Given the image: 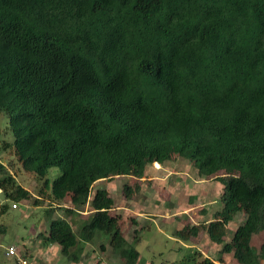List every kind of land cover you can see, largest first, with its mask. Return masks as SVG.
<instances>
[{
  "label": "trees",
  "instance_id": "obj_1",
  "mask_svg": "<svg viewBox=\"0 0 264 264\" xmlns=\"http://www.w3.org/2000/svg\"><path fill=\"white\" fill-rule=\"evenodd\" d=\"M0 112L14 135L0 151L36 175V202L80 216L89 204L77 230L67 216L50 217L39 233L70 261L91 243L138 264L116 197L105 187L93 193L94 184L130 176L123 196L132 200L149 166L188 160L222 183L221 207L173 236L187 242L202 229L233 254L230 264H255L253 237L264 233V0H0ZM53 167L61 172L52 182ZM0 188L12 208L33 196L2 159ZM243 204L247 217L232 233ZM10 207L0 204V214ZM196 252V264H228Z\"/></svg>",
  "mask_w": 264,
  "mask_h": 264
},
{
  "label": "rangeland",
  "instance_id": "obj_2",
  "mask_svg": "<svg viewBox=\"0 0 264 264\" xmlns=\"http://www.w3.org/2000/svg\"><path fill=\"white\" fill-rule=\"evenodd\" d=\"M3 139L13 140L14 135L9 128L6 114L0 112V143ZM11 153L10 150H1L0 159L9 165L18 181L29 189L33 196L30 200L18 202V206L12 208L14 201L0 188V204L8 203L11 206L6 212L0 214V223L7 226L6 232L0 231V264H19L18 260L21 257L28 259L29 264H43L45 258L51 257L46 255L42 258L45 245L38 233L48 228L52 217L68 215L55 205L52 211L53 204L48 199L44 198L40 200L41 202H36L41 183L34 173L24 170L17 157ZM147 171V176L142 179L144 182L141 191L132 200H127L123 196V186L135 181L130 176L100 180L94 184L93 188L94 192L97 187H105L116 197L117 203L113 212L129 241L138 242L136 247L141 252L138 264H196L195 261L201 258L196 251L212 257L217 263H235L233 254H224L223 244L211 241L202 229L197 237L187 242L173 236V230L176 227L202 224L214 217L215 211L221 207L222 183L214 177H201L188 160L169 161L159 166L154 163L148 167ZM60 172L59 167H53L48 177L53 182ZM247 210L248 206L243 204L242 210L230 222L229 227L232 233L246 219ZM80 219L84 220L85 217L78 214L72 216L76 230ZM135 238L136 241H134ZM226 239L230 240L231 234ZM105 240L108 244V239L105 238ZM263 241L264 233L254 235L252 244L255 249V264H264L261 249ZM12 244L17 246L18 256L8 257L5 250ZM28 251L33 252L34 255L29 254ZM191 254L193 259L190 258ZM60 262L71 264L62 253L59 260L55 259L50 264H60ZM72 262L74 264H123V260L111 248L100 251L98 247L95 250H88L87 254Z\"/></svg>",
  "mask_w": 264,
  "mask_h": 264
},
{
  "label": "crops",
  "instance_id": "obj_3",
  "mask_svg": "<svg viewBox=\"0 0 264 264\" xmlns=\"http://www.w3.org/2000/svg\"><path fill=\"white\" fill-rule=\"evenodd\" d=\"M94 193V192H93ZM66 206H71L72 204L71 203H66L65 204ZM62 210H64V209H62ZM90 213H91V209H90V207H89V204L86 206V208H85V210L82 212V215L81 216H84L85 218L87 217V216H89L90 215ZM74 215V214H73ZM73 215H68L67 217L72 221V216ZM61 217H64L63 215L61 216ZM53 218V217H52ZM58 218V217H57ZM46 230H47V228H46ZM40 233V232H39ZM38 233V234H39ZM12 245H14V244H12ZM44 246V245H43ZM45 250H44V252H43V257L42 258H45L44 256H46V255H48L49 256V258L50 259H44L45 261L43 262V264H45V263H47V264H50V263H52L55 259H57V260H59L60 258H61V247H60V245H58L57 243H51V244H49V245H45ZM97 247H95L93 244H91V243H88V244H86L85 245V247H84V250H83V252H82V254L81 255H85V254H87V251L88 250H95ZM29 252V254H32L31 253V251H28ZM39 253H40V251H39ZM50 253V254H49ZM32 255H34V253L32 254ZM24 258V257H23ZM54 259V260H53ZM19 261V260H18ZM69 262L71 263V264H74V262H72V261H70L69 260ZM60 264H62V262H60ZM76 264H78V263H76Z\"/></svg>",
  "mask_w": 264,
  "mask_h": 264
},
{
  "label": "built area",
  "instance_id": "obj_4",
  "mask_svg": "<svg viewBox=\"0 0 264 264\" xmlns=\"http://www.w3.org/2000/svg\"><path fill=\"white\" fill-rule=\"evenodd\" d=\"M13 207H17V204L14 203ZM5 254L7 256H10V257L11 256H18V248H17V246H15V245L8 246L7 249L5 250ZM19 264H29L28 259L21 257V259H19Z\"/></svg>",
  "mask_w": 264,
  "mask_h": 264
}]
</instances>
